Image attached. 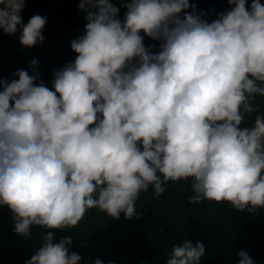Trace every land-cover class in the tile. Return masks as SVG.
<instances>
[{
  "label": "clouds",
  "instance_id": "1",
  "mask_svg": "<svg viewBox=\"0 0 264 264\" xmlns=\"http://www.w3.org/2000/svg\"><path fill=\"white\" fill-rule=\"evenodd\" d=\"M223 2L231 8L208 22L189 0H128L122 19L111 0H80L87 22L51 88L23 68L0 79V206L15 233L69 229L90 208L138 217L139 194L151 186L160 196L169 180L190 178L189 203L264 208V114L252 103L264 96V0ZM24 7L0 0V30L31 47L44 40L47 17L24 23ZM71 244L44 231L24 264H81ZM204 254L199 240L183 239L166 264H200ZM236 255V264H255Z\"/></svg>",
  "mask_w": 264,
  "mask_h": 264
},
{
  "label": "trees",
  "instance_id": "2",
  "mask_svg": "<svg viewBox=\"0 0 264 264\" xmlns=\"http://www.w3.org/2000/svg\"><path fill=\"white\" fill-rule=\"evenodd\" d=\"M224 0H189L197 11L203 10L208 22L216 14L231 7ZM80 0H25L21 11L26 23L33 14L47 17L42 29L44 40L31 47L21 46L19 32L5 34L0 30V79L18 78L16 69L23 68L30 74L38 72L34 83L44 81L52 87L53 71L74 60L76 53L70 48L72 39L83 34L85 12L78 9ZM119 8L123 18L128 0H111ZM251 0H246V7ZM189 11L191 9H188ZM143 35V33H141ZM159 41L145 36L146 47L159 51ZM35 58V68L29 66ZM2 90V89H0ZM264 114V96L257 95L252 102ZM257 112L245 114L244 126H251ZM241 125V126H243ZM91 126V125H90ZM190 178L173 182L169 180L166 190L155 196L149 187L141 192L138 207L140 215L125 219L112 218L97 208L88 209L82 219L69 229H42L31 227V235L24 237L15 233L12 214L6 205L0 206V264H24L40 246L44 231L54 232V242L63 236L72 239L69 251L81 256V264H92L96 258L108 264H166L168 253L174 244L183 239L199 240L205 248L200 264H236V253L246 251L255 264H264V208L255 213L247 209L236 210L228 201L203 199L189 203L192 195ZM136 200V202H137ZM135 202V203H136Z\"/></svg>",
  "mask_w": 264,
  "mask_h": 264
}]
</instances>
